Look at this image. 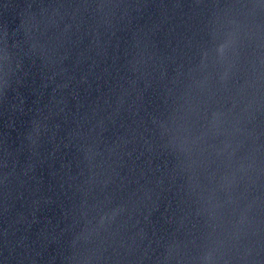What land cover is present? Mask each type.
Instances as JSON below:
<instances>
[{
    "label": "water",
    "instance_id": "water-1",
    "mask_svg": "<svg viewBox=\"0 0 264 264\" xmlns=\"http://www.w3.org/2000/svg\"><path fill=\"white\" fill-rule=\"evenodd\" d=\"M0 264H264V0H0Z\"/></svg>",
    "mask_w": 264,
    "mask_h": 264
}]
</instances>
